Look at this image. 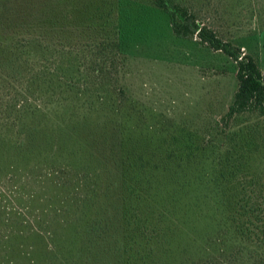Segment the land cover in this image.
<instances>
[{
    "label": "rangeland",
    "instance_id": "obj_1",
    "mask_svg": "<svg viewBox=\"0 0 264 264\" xmlns=\"http://www.w3.org/2000/svg\"><path fill=\"white\" fill-rule=\"evenodd\" d=\"M173 1L219 39L250 56L264 74V0ZM20 19L40 22L41 30L46 31L36 37L40 46H52L56 52L61 49L71 55L60 60L56 52L41 54L38 47L20 55L25 59L15 77L23 80L20 87L25 101L18 110L19 121H14L11 130H22L15 137L0 135V264H203L215 257L220 249L217 243L212 240L204 245L186 228L176 227L182 231L180 237H176L180 232L158 233L157 237H162L159 243L148 244L136 236L137 245L130 247L125 241L122 244L117 239L92 235L84 225L83 215L93 189L91 174L96 177L94 170L98 169L87 158H91L90 153L95 156L107 150L101 134L114 120L106 118V130L94 131L85 145L79 144L73 130H65L59 138L58 130L72 124L62 117L70 103L61 94L48 98L47 92L56 91L47 89L45 83L27 85L24 79L31 76L22 65L24 61L36 63L34 67L38 68L47 58L50 63L66 61L85 81L100 63L113 68L117 86L128 100L144 108L147 118L149 113L161 116L165 119L162 124L169 121L173 130L188 131L197 141L210 138L216 149L227 150L236 158L249 156L247 164L264 182V114H239L225 127L222 125L221 118L236 89L235 63L194 37L173 35L167 15L151 0H0L1 30ZM91 98L90 94L81 96L71 105L80 115L87 114L82 101ZM134 117L136 114L125 121L126 129L129 125L131 130H125L123 138L129 136L131 141L124 147L116 146L121 135L114 131L107 134L117 158L134 150V137H147L133 126ZM26 130L35 135L21 138ZM152 144L158 146L155 141ZM148 150L157 149L148 145ZM149 151H137L143 163L156 160L147 161ZM113 169L112 166L110 170ZM94 213L98 211L89 218ZM106 229L113 231L115 227L109 225ZM225 242L219 246L232 252L228 238ZM149 249L163 250L165 254L150 263L137 253ZM236 258L230 264H264L246 250Z\"/></svg>",
    "mask_w": 264,
    "mask_h": 264
},
{
    "label": "trees",
    "instance_id": "obj_2",
    "mask_svg": "<svg viewBox=\"0 0 264 264\" xmlns=\"http://www.w3.org/2000/svg\"><path fill=\"white\" fill-rule=\"evenodd\" d=\"M151 2L167 15L173 35L179 38L194 37L199 43L220 51L235 63L236 89L221 118L223 127L239 114L255 112L262 116L264 74L255 61L230 43L219 39L209 28L200 25L192 13L173 0ZM25 15L28 16V13ZM18 21L6 26L4 30L0 29V77L5 75L0 78V135L8 134V137L20 135L18 132L22 130H11L14 121H19L18 110L25 101L20 87L23 80L15 77L19 71L17 67L25 59L20 55L34 51L37 47L41 49V54L46 51L56 52L52 46L42 47L37 43L36 37L46 33L41 30L38 20ZM56 53L60 60L71 55L61 49ZM65 63H50L47 58L42 59L38 68H35L36 63L24 61L22 69L31 76L24 79L27 85L45 83L49 86L47 89L56 91L47 92L48 98L61 94L64 95L63 100L70 103L69 111L62 117L66 116V120L72 124L58 130L59 138L65 130H73L79 137V144L82 142L85 145L86 138L94 134V131L106 130L107 127L103 125L106 118L114 120L112 126L101 134L102 143L106 146L104 149L107 150L104 153L96 152L95 156L88 152L92 159L87 160L98 169L94 170L97 178L91 174L93 189L83 215L86 219L84 225L89 228V232L101 239H117L122 244L125 241L130 247L137 245L136 236L143 237V242L148 244L159 243L162 237L158 238V233L171 235L180 232L176 227L186 228L193 238L199 239L204 245L214 240L220 247L216 256L210 257L203 264H223L220 261L230 264L242 250L263 263L264 182H261L256 170L247 164L249 156L236 158L227 150L216 149L210 138L197 141L195 135L184 129L182 132L173 130L174 126L169 121L162 124L165 119L161 116H150L149 113L147 118L144 108L128 100L117 86L113 68H105L100 63L89 72V79L85 81L80 79L79 74H75L77 69H74V65L69 67ZM89 94L91 99L81 100L87 114L80 115L71 103ZM137 106L140 108L137 109ZM61 113L58 116L61 117ZM134 114L133 126H137L147 137L144 140L141 135L142 138L134 137V150L117 158L110 148L112 144L107 134L114 131L121 135L116 146L124 147L129 136L123 138V134L125 130H131L129 125L126 129V122ZM31 132L26 130L21 138L33 137L35 134ZM154 141L158 146L152 144ZM148 145L150 149L157 150L149 151ZM137 151H149L147 161L156 160L143 163ZM206 161L208 166H205ZM112 166L114 169L110 170ZM246 175L249 179H243ZM93 210L98 213L89 218ZM109 225L115 227V230L108 231L106 228ZM170 227L176 229L168 230ZM198 231L203 233L199 234ZM181 232L176 237L183 236ZM225 237L228 238V248L232 247V252L228 253L219 246L227 243ZM154 238L157 241H152ZM137 253L150 263L159 261L160 256L165 254L163 250L151 252L150 249Z\"/></svg>",
    "mask_w": 264,
    "mask_h": 264
}]
</instances>
